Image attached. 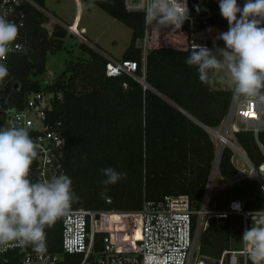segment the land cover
I'll use <instances>...</instances> for the list:
<instances>
[{"label": "trees", "instance_id": "16d2710c", "mask_svg": "<svg viewBox=\"0 0 264 264\" xmlns=\"http://www.w3.org/2000/svg\"><path fill=\"white\" fill-rule=\"evenodd\" d=\"M217 1L188 0V7L211 8ZM94 2L130 29L120 58L134 60L135 76L140 77L142 54L135 41L143 37V14L126 11L122 0ZM46 20L40 10L26 8L23 50L7 61L5 79L17 85L4 100L7 107H19L27 93L40 88L37 77L44 70L46 54L61 48L66 30L54 25L48 35L41 26ZM187 32L186 21L180 29L149 25L143 63L146 87L125 73L105 76L107 57L78 43L87 57L65 63L56 76L54 89L60 92L61 99L55 101L51 112V118L60 121L64 137V175L71 179L77 197L69 208L128 211L139 208L142 200L158 201L167 194H186L191 206L199 208L213 158V146L202 125L214 126L219 122L231 91L213 88L209 80L201 83L196 67L186 65L190 55ZM257 138L264 149V131ZM236 139L254 165L262 161L250 133L237 132ZM228 154L223 150L219 159L218 172L222 177H229L234 171ZM107 167L126 173L115 185L108 186L109 202L100 195L105 179L100 169ZM208 206L215 207V198ZM60 221L61 217L46 226L44 251H60ZM107 232L104 221L97 224L94 249ZM228 235V220L210 216L199 236L200 253L216 259L229 247ZM79 260L80 255H64V264H77ZM247 264H251L250 254Z\"/></svg>", "mask_w": 264, "mask_h": 264}, {"label": "built area", "instance_id": "2783aa9c", "mask_svg": "<svg viewBox=\"0 0 264 264\" xmlns=\"http://www.w3.org/2000/svg\"><path fill=\"white\" fill-rule=\"evenodd\" d=\"M244 3L245 0H237L241 8ZM122 4L126 11L143 14V37L139 46L142 54L141 76H135L137 64L134 60L121 58L107 57L103 72L105 76L125 73L141 83L149 29V24L145 22L146 0H122ZM29 7L40 10L45 16L50 15L36 0H0V14L7 12L6 18L19 29L7 58L0 61L6 66L12 55L23 50L26 8ZM188 10L187 47L191 50L193 44H196L216 50L217 45L212 42L207 30H228L227 21L220 15L219 0L211 8L197 11L188 7ZM46 21L41 26L48 35L54 25L75 36L84 31L82 27L63 24L56 18L49 17ZM48 26L51 28L47 29ZM55 78L40 82V88L27 93L19 107H7L3 102L5 108L2 109L0 105V128L23 127L38 145V156L30 167L28 177L33 183L45 182L53 176L64 174V137L60 121L51 118L53 104L61 99L60 92L54 89ZM6 82L5 78L0 80V88ZM229 89V102L219 122L214 126L202 125L212 143L213 158L199 208L191 206L186 194H167L158 201L142 200L139 208L128 211L68 208L61 216L59 252H36L13 247L0 253V264H64V255L70 254L80 255L77 264H143V255L148 245L158 248V254L166 264H247L250 247L243 240L241 248L229 246L216 259H210L199 251V236L206 228L210 216L218 220L227 219L229 222L230 216L239 217L242 234L246 228L255 226V222L264 225V149L257 138V134L264 131V102L258 98L238 97L233 85ZM261 93L264 94V89ZM237 132L252 135L262 154L259 164L254 165L249 159L236 139ZM223 150L228 151V161L234 169L229 177H222L218 172ZM215 177L222 182L219 186H214ZM239 180H250L255 184L262 196V206L250 204L249 200L239 196L226 199L222 209L207 210L211 192L229 187ZM105 202H109V198ZM118 217H123L127 225L121 236L117 235L119 230L113 224ZM101 221H104L105 227L108 226L109 232L101 236L100 246L94 249V234Z\"/></svg>", "mask_w": 264, "mask_h": 264}, {"label": "clouds", "instance_id": "9594fccd", "mask_svg": "<svg viewBox=\"0 0 264 264\" xmlns=\"http://www.w3.org/2000/svg\"><path fill=\"white\" fill-rule=\"evenodd\" d=\"M94 6V0H89L87 7ZM84 8L81 5L80 11ZM219 11L228 24V30L219 35L224 47L213 51L193 44L185 63L196 67L201 83L208 82L210 70H226L238 97L264 102V0H245L243 8L237 0H219ZM6 17L7 12L0 14V61L7 58L19 32ZM188 19L187 0H146L145 22L149 25L180 29ZM7 75L6 64L0 63V80ZM37 149L25 128H0V253L13 247L43 252L46 226L53 225L77 198L67 175L37 183L28 178ZM100 171L105 177L100 195L106 198L108 186L126 173L112 167ZM241 239L250 247L251 264H264V226L246 228ZM143 264L166 262L156 246L148 245Z\"/></svg>", "mask_w": 264, "mask_h": 264}, {"label": "rangeland", "instance_id": "374dc122", "mask_svg": "<svg viewBox=\"0 0 264 264\" xmlns=\"http://www.w3.org/2000/svg\"><path fill=\"white\" fill-rule=\"evenodd\" d=\"M38 4L45 12L50 14L46 15L48 19L49 17L56 18L63 22V24L70 23L74 15L78 17L77 25L83 26L86 29L85 45L93 49L102 50L115 59L120 58L122 51L128 44L130 29L112 18L96 5L94 7H87L88 2L86 1L76 5L74 0H42V2ZM81 5L85 6L83 12L80 11ZM48 19L46 22H48ZM51 25L53 26L52 22ZM48 28L50 29L51 27L48 26L47 29ZM220 33L222 32H215L213 29L207 30L208 36L212 42L217 45L216 49L224 47L223 41L219 39ZM95 36L97 39L93 40ZM81 41L82 39L71 35V33H67L62 39L61 48L53 53L46 54L44 73L42 72V75L37 77L39 82L55 78L63 70L65 63L70 60H72V62L85 60L87 54L78 47V43ZM135 42L137 46H141V39ZM210 77L215 85H218L216 81L219 80V86L232 87L229 73L226 70H211ZM74 80L77 81L76 79ZM221 183L222 182L217 177L214 178V186H219ZM239 196L249 200L250 204H256L259 207L262 206V196L256 190L254 183L252 181H244L240 184L223 187L222 189L211 192L210 200L215 198V207L210 209L208 206L207 210L222 209L226 199ZM229 218V246L232 248H241L243 246V241L241 239L242 231L240 227V218L237 216H230ZM255 226L264 225L255 222Z\"/></svg>", "mask_w": 264, "mask_h": 264}, {"label": "crops", "instance_id": "0c3cea01", "mask_svg": "<svg viewBox=\"0 0 264 264\" xmlns=\"http://www.w3.org/2000/svg\"><path fill=\"white\" fill-rule=\"evenodd\" d=\"M75 1V3H76V5H79V3H81V2H84V1H82V0H74ZM77 21H78V17H76L75 15L72 17V20H71V22L70 23H67V25H71V26H73V27H75V28H80V27H82V28H84L83 26H78L77 24ZM86 29L84 28V31H83V33L82 34H80L79 36H76V37H78L79 39H82V43L84 42V41H86ZM73 36H75V35H73ZM97 39V37L95 36L94 38H93V40H96ZM138 40V39H137ZM95 44H97L96 42H94ZM136 43V42H135ZM84 44H85V42H84ZM95 49V48H94ZM95 50H97V49H95ZM213 50H215V49H213ZM105 57H110V58H113V57H111V56H109V55H107L104 51H102V50H99ZM210 72H211V70H210ZM209 82H210V86L211 87H213V88H226V89H229L228 87H226V86H219V83H220V81L219 80H217L216 81V83L218 84V85H215L214 84V82H213V80L211 79V77H210V79H209Z\"/></svg>", "mask_w": 264, "mask_h": 264}, {"label": "bare ground", "instance_id": "6f19581e", "mask_svg": "<svg viewBox=\"0 0 264 264\" xmlns=\"http://www.w3.org/2000/svg\"><path fill=\"white\" fill-rule=\"evenodd\" d=\"M104 217H106V216H104ZM113 224H114L115 228H117V230H119L117 232L118 236H121L124 233L123 230L127 229V225L125 224L123 217H118V218L114 219Z\"/></svg>", "mask_w": 264, "mask_h": 264}, {"label": "water", "instance_id": "95a60500", "mask_svg": "<svg viewBox=\"0 0 264 264\" xmlns=\"http://www.w3.org/2000/svg\"><path fill=\"white\" fill-rule=\"evenodd\" d=\"M141 84L143 85V87H146V83L144 81H141ZM9 87L11 90L15 89L17 87V85L15 83H10V82H6L2 87H1V91H2V88L4 87ZM1 91H0V105H1V108L4 109L5 108V105L3 104V100L5 99V96H2L1 95ZM12 92V91H11ZM137 235H138V231H137Z\"/></svg>", "mask_w": 264, "mask_h": 264}, {"label": "flooded vegetation", "instance_id": "af4514ba", "mask_svg": "<svg viewBox=\"0 0 264 264\" xmlns=\"http://www.w3.org/2000/svg\"><path fill=\"white\" fill-rule=\"evenodd\" d=\"M14 90V89H13ZM13 90H11L8 86L7 87H4L2 88V91H1V88H0V91H1V95L2 96H5V99L13 92ZM12 91V92H11ZM4 99V100H5ZM3 100V102H4Z\"/></svg>", "mask_w": 264, "mask_h": 264}]
</instances>
